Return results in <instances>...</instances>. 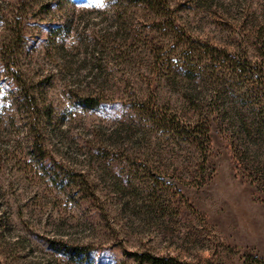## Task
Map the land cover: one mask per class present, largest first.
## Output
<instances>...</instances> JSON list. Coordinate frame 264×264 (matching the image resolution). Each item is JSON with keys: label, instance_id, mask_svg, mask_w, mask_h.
Segmentation results:
<instances>
[{"label": "rangeland", "instance_id": "obj_1", "mask_svg": "<svg viewBox=\"0 0 264 264\" xmlns=\"http://www.w3.org/2000/svg\"><path fill=\"white\" fill-rule=\"evenodd\" d=\"M264 0H0V264L264 261Z\"/></svg>", "mask_w": 264, "mask_h": 264}, {"label": "trees", "instance_id": "obj_2", "mask_svg": "<svg viewBox=\"0 0 264 264\" xmlns=\"http://www.w3.org/2000/svg\"><path fill=\"white\" fill-rule=\"evenodd\" d=\"M261 182L263 183V187H264V171H263V174L261 175V178H260ZM256 261H258L259 264H264V261L260 258H255Z\"/></svg>", "mask_w": 264, "mask_h": 264}]
</instances>
